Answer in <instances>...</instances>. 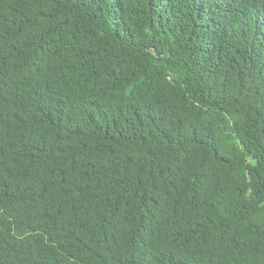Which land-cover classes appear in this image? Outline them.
Masks as SVG:
<instances>
[{
	"label": "trees",
	"instance_id": "1",
	"mask_svg": "<svg viewBox=\"0 0 264 264\" xmlns=\"http://www.w3.org/2000/svg\"><path fill=\"white\" fill-rule=\"evenodd\" d=\"M0 264H264V0H0Z\"/></svg>",
	"mask_w": 264,
	"mask_h": 264
}]
</instances>
